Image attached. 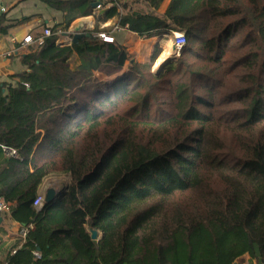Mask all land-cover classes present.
<instances>
[{
	"label": "trees",
	"instance_id": "trees-1",
	"mask_svg": "<svg viewBox=\"0 0 264 264\" xmlns=\"http://www.w3.org/2000/svg\"><path fill=\"white\" fill-rule=\"evenodd\" d=\"M47 1L65 27L94 11L95 0ZM111 1L78 42L61 46L54 31L22 54L26 70L0 78V197L33 225L6 264H264V0H171L164 11V0ZM113 18L187 43L164 73L151 67L158 41L149 61L101 80L130 58L96 35ZM54 173L71 181L38 210Z\"/></svg>",
	"mask_w": 264,
	"mask_h": 264
},
{
	"label": "crops",
	"instance_id": "crops-1",
	"mask_svg": "<svg viewBox=\"0 0 264 264\" xmlns=\"http://www.w3.org/2000/svg\"><path fill=\"white\" fill-rule=\"evenodd\" d=\"M170 1L164 0L160 10L164 11ZM94 3L101 4V8H97L93 4V14L79 17L72 21L69 27H65V12L50 4L47 0H0V19H4L2 26H6V32H0V78L8 79L10 76L27 69L23 63L22 54L27 52L28 48H16V45L11 41L12 35L21 40L27 34L39 36L45 27H50L58 35L57 43L59 45H71L74 43L73 36L77 32V27L83 25V32L93 30L96 21L102 18L106 10L114 4L111 0H95ZM88 18H92V21H88ZM116 25H118L116 18L101 23V28H108L107 31L102 32L114 37V41L112 42L125 46L129 54L135 56L134 59L137 61L145 62L148 60L151 55L152 46L159 41L160 37L143 38L138 33L129 30L127 26H121L120 29H117L115 27ZM99 33L96 35L98 36ZM99 38L102 39L101 37ZM12 48H15V51L10 58L2 56L3 53ZM80 63L79 55L75 53L71 65L72 67H76ZM127 63L128 61L123 69L114 75L107 76L99 72H95V75L101 80L110 81L127 71L126 69L128 68L125 69ZM4 157L7 158L9 156L4 153ZM4 167L5 164L0 159V170ZM66 177L71 181V176L67 173H54L49 175L40 185L38 193L45 195L46 190L49 188H55L61 193L62 189H60V186ZM0 198L5 200L3 197ZM5 202L9 204L10 211L0 212V217H2L0 221V264H6L11 256L23 248L26 239L21 233L22 228L25 226L15 220L11 215L15 203L6 200ZM99 238H101V233L98 231L97 239ZM245 259L248 260L249 256L246 255ZM253 264L256 263L254 262Z\"/></svg>",
	"mask_w": 264,
	"mask_h": 264
},
{
	"label": "built area",
	"instance_id": "built-area-1",
	"mask_svg": "<svg viewBox=\"0 0 264 264\" xmlns=\"http://www.w3.org/2000/svg\"><path fill=\"white\" fill-rule=\"evenodd\" d=\"M97 8H101V4L97 6ZM117 29H120V25L115 26ZM53 30L50 27H45L42 34L39 36H34L33 34H27L23 39H18L16 36L12 35L11 36V41L16 45V48H28L31 45L35 44H43L45 41V38L48 36H51L53 34ZM99 37H101L104 41L112 42L114 41V37L108 35L105 32H101L98 34ZM187 43V36L184 32L180 33H175V38H174V44L177 52H181V49L186 45ZM15 48H12L5 53L2 54L3 57L5 58H10L14 54ZM28 85L27 83H25ZM3 152L9 156V157H14L18 158L19 152L16 148L7 146V145H2ZM34 206L40 210L45 204V195L43 194H37L36 198L34 199ZM9 212L10 211V206L5 200L0 198V212ZM33 228V225L30 226H25L22 228V236L26 237L29 230ZM37 256H41L40 252H36Z\"/></svg>",
	"mask_w": 264,
	"mask_h": 264
},
{
	"label": "rangeland",
	"instance_id": "rangeland-1",
	"mask_svg": "<svg viewBox=\"0 0 264 264\" xmlns=\"http://www.w3.org/2000/svg\"><path fill=\"white\" fill-rule=\"evenodd\" d=\"M180 32H183V31H173L171 34H169V35H167L165 37H162V38L160 37L159 41H161L162 52L160 53L158 58L155 60V62L151 66L153 72H155V73H162V72L164 73V72H166L167 69L169 68V66L180 56V52L178 53L177 50H174L173 54L166 61L162 62L160 67H156V61L159 59V57L162 55V53H164L166 51L165 48H167L168 45H172L173 44L174 38H175V33H180ZM153 46H152V48H153ZM174 49H175V47H174ZM151 52H152V50H151ZM134 58H135V56L130 55V58L128 60V63H127V66L125 67V69L126 68L129 69L131 64L134 61H137ZM146 61H149V58ZM128 69H126V70H128ZM69 181H70V179L68 177L64 178V181L61 183V186H60V189H62L61 191H64L67 188V186L69 185Z\"/></svg>",
	"mask_w": 264,
	"mask_h": 264
},
{
	"label": "water",
	"instance_id": "water-1",
	"mask_svg": "<svg viewBox=\"0 0 264 264\" xmlns=\"http://www.w3.org/2000/svg\"><path fill=\"white\" fill-rule=\"evenodd\" d=\"M94 6L97 7L98 3H94ZM83 25L77 27L76 33L73 36V42L76 43L80 39H82L86 34L82 31ZM60 195V192L57 191L55 188H49L46 190L45 193V202H54ZM2 220V217H0V221ZM92 238L97 239L98 238V230H92Z\"/></svg>",
	"mask_w": 264,
	"mask_h": 264
},
{
	"label": "bare ground",
	"instance_id": "bare-ground-1",
	"mask_svg": "<svg viewBox=\"0 0 264 264\" xmlns=\"http://www.w3.org/2000/svg\"><path fill=\"white\" fill-rule=\"evenodd\" d=\"M88 21H92V18H88ZM175 44L173 42L172 45H168L166 49V51L164 53H162V55L159 57V59L156 61V67H160L162 62L166 61L172 54L173 51L176 50V48L174 49Z\"/></svg>",
	"mask_w": 264,
	"mask_h": 264
}]
</instances>
